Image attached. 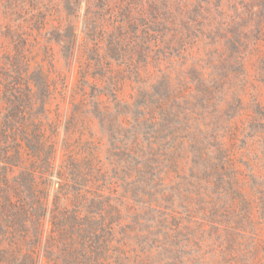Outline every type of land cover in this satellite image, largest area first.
Listing matches in <instances>:
<instances>
[{
  "label": "rangeland",
  "instance_id": "rangeland-1",
  "mask_svg": "<svg viewBox=\"0 0 264 264\" xmlns=\"http://www.w3.org/2000/svg\"><path fill=\"white\" fill-rule=\"evenodd\" d=\"M4 134L0 264H264V0H0Z\"/></svg>",
  "mask_w": 264,
  "mask_h": 264
},
{
  "label": "trees",
  "instance_id": "trees-1",
  "mask_svg": "<svg viewBox=\"0 0 264 264\" xmlns=\"http://www.w3.org/2000/svg\"><path fill=\"white\" fill-rule=\"evenodd\" d=\"M0 144H2L3 141H5V138H3L4 135H0ZM3 136V137H2ZM34 151L36 152L37 156L41 157V163L44 166V169H48L50 168L51 163V151L48 153H43L42 154V149H43V143L40 142L39 137L37 138L36 141H34ZM2 158L0 159V162L4 163V164H9L12 165V163L16 164V162L19 161L20 157H16L15 155L13 156L11 153L2 151ZM2 160V161H1ZM4 160V161H3ZM35 171L32 170H28L27 172H25V176L29 179V189L31 191H34L36 193L37 192V182L35 181V175H34ZM15 192V191H14ZM21 196H23L22 191H20ZM20 195V194H19ZM24 197V196H23ZM39 200L42 199V197L39 195ZM3 199L0 198V239H4L5 237L3 236H8V232L6 233V235H4V233H2V228H12L13 229H19V228H26V225L29 226L30 223L36 222L37 223V227L39 225V223L42 222V214L40 215L38 212V208H41L40 204L37 205L34 202H28L29 198L28 197H24L23 198V204L21 205V207H17L14 210H10L9 207L7 206V204L5 203L6 201H3ZM5 200H7V202L9 201V199L5 198ZM4 212V214L1 213ZM29 219V220H28ZM35 219V220H34ZM10 225V226H9ZM36 225V224H35ZM9 240V239H8ZM11 240V239H10ZM15 261H19L21 264H28L30 262V257L23 258V259H18L16 258V256L14 257ZM15 261H10L12 262L11 264H15Z\"/></svg>",
  "mask_w": 264,
  "mask_h": 264
}]
</instances>
